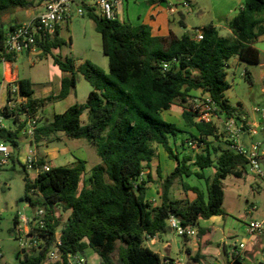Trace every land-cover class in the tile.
Listing matches in <instances>:
<instances>
[{"label": "trees", "instance_id": "trees-1", "mask_svg": "<svg viewBox=\"0 0 264 264\" xmlns=\"http://www.w3.org/2000/svg\"><path fill=\"white\" fill-rule=\"evenodd\" d=\"M165 1L147 0V3L156 5ZM32 6V0H0V49L8 31L19 25L7 18ZM86 16L102 36L109 71L91 61L76 64L72 58L55 55L65 43L59 26L53 36L38 42L36 50L42 51L40 56L51 55L53 64L70 74L63 78L60 93L37 98L33 82L23 78L18 84L27 104L18 105L14 111L7 106L2 108L8 118L16 114L12 120L17 127L0 132L1 139L10 147L19 148V133L25 126L21 122L22 110L27 107L29 117H38L33 143L64 133L73 139L89 140L97 146L102 160L92 168L88 179L84 178L87 162L83 159L44 171L46 162L41 158V170L34 179L22 165L23 200L34 210L45 209L47 218L46 228L41 230L45 237L42 248L25 249L19 264H66L68 254L85 255L88 248L99 255L100 264H164L169 258H162L146 241L167 233L170 217L177 218L184 227L197 228L198 237L203 239L211 230L202 228L200 221L226 215L223 181L229 176L243 178L247 173L246 158L230 148V140L226 146L215 144L214 140L221 137L218 126L197 122L188 104L198 98V93L208 94L219 114L243 117V105L233 106L225 94L231 87L228 62L236 57L247 64L261 63V53L254 45L264 36V0H243L242 8L229 23L233 33L229 38L221 36L212 24L196 29L203 33V38L197 40L196 33L155 36L147 24L133 25L118 18L106 20L96 9H87ZM181 25L185 27L184 22ZM7 58L15 61L12 56ZM80 77L92 87L86 102L77 103L61 114L40 117L50 104L64 100L77 87ZM247 79L250 81L248 76ZM8 96L11 98L9 88ZM177 103L185 125L196 131L186 139L181 138L183 128L163 117ZM84 114L88 115L87 122L82 119ZM189 141L204 147L195 154L188 152ZM159 147L176 166L166 177L158 167L157 182L152 173L146 177L142 174L159 158ZM182 147H186L184 152ZM261 159L264 160V155ZM16 161L19 160L13 153L11 162ZM209 168L215 170L212 177L204 174ZM191 176L205 180V189L185 181ZM177 182L186 195L192 193L195 197L174 198L172 189ZM153 183L159 184V204L147 198ZM56 208L70 215L61 230L62 260L48 263V252L61 225ZM17 224L18 217L14 219V226ZM186 252L198 263L206 259L187 246ZM234 257L236 264H241V256L234 254Z\"/></svg>", "mask_w": 264, "mask_h": 264}, {"label": "rangeland", "instance_id": "rangeland-1", "mask_svg": "<svg viewBox=\"0 0 264 264\" xmlns=\"http://www.w3.org/2000/svg\"><path fill=\"white\" fill-rule=\"evenodd\" d=\"M32 1L35 5L40 0ZM138 1L137 7H134V9L144 11L148 8V5L143 0ZM207 1L209 0H199L198 2L204 4ZM126 4L125 2L123 11L127 8ZM31 11L37 14L41 10L35 9ZM198 12L199 9L196 7L194 14L188 19L190 29L187 33L190 35H194L196 29L201 28L203 24L210 23L209 13L205 17H200ZM26 14V10H21L14 14L12 18L24 19ZM67 22L68 25H65L62 32H60V37L65 43L54 54L62 56L63 58H72L76 64L91 61L108 72L109 59L103 52V39L96 31L94 22L86 15L78 16L76 14ZM3 66L4 64H0V77L4 72ZM52 66L53 61L51 55L27 58L24 54L20 55L19 59L13 63V69L18 71L21 78H28L35 81L38 95L46 87L44 81L53 76ZM227 71L228 82L231 87L225 94L229 102L233 106L243 105L244 115L249 118L251 116L259 119L258 115L254 113V108H264V65L257 66L247 63H236L234 58H231L228 62ZM246 71L251 72L252 82L247 79ZM81 84H84V87H80V94L87 95L86 93L88 91L90 92L92 87L87 81H83ZM199 94L197 96H200ZM4 99L1 96V104ZM84 99L86 101V97ZM192 105V102L188 104L189 107ZM42 116L47 115L42 112L40 117ZM163 117L167 121H173L185 130L181 138L186 139L190 137V134H195L196 132L194 129L185 125L181 115L180 103H177L170 112L163 114ZM82 119L87 122L88 115L84 114ZM4 123L8 128H16V124L11 119H6ZM215 124L221 132V137L219 140H214V143H220L222 146H226L229 142V139H227L229 137L225 132L224 124L218 121ZM262 125L264 126V123ZM240 140L247 147H250L252 141L261 142V136L250 137L247 133H243ZM31 141V138L20 133L19 148L14 149L9 146L12 154L14 153L19 161H16L15 164L10 161L7 165L0 168V248L3 253V258L1 259L2 264H19L20 259H24V255L22 254L24 247L15 231L14 219L16 217L32 218L35 213V210L30 207L28 202L23 200L25 197V186L23 176L20 173L29 152L39 157L45 156L48 162L45 161L46 164H49L51 167L71 165L76 159H83L87 162L85 179L89 178L94 166L102 163L101 157L98 155L97 146L87 139H73L67 137L64 133H59L39 144L34 143L30 145ZM178 143L181 144V141ZM184 149L186 150V147H182L181 152H184ZM187 150L194 154L198 153L194 149L187 148ZM162 155L164 156V160L169 161V158H166L167 154L164 149L159 147V159H161ZM164 165L166 174H169L171 168L168 164L164 163ZM262 169L264 172V162L262 163ZM194 170L197 171L198 169L196 168ZM29 174L34 176L36 171L30 170ZM204 174L207 177H212L215 174V170L213 168L206 169ZM185 181L202 189L206 187L205 180L199 179L196 176L185 178ZM223 188L225 192L224 210L226 213L224 218L227 222L226 231L229 232L230 236L226 238L228 256L232 259V254L236 253V247L239 248V245L244 243L246 249L242 253L240 251V256L244 264H258V260L261 258L264 249V245L258 240H263L264 233H259L251 239L245 233V230L253 222L264 221V176L259 177L254 175L248 168L243 178H236L234 176L227 177L223 181ZM172 196L174 198H184V191L180 182L175 183L173 186ZM55 212L57 218L61 220V225L57 230V233L60 235L70 212L63 211L61 208H56ZM219 239V236L216 239L214 238L215 242H218ZM189 243H192L191 240L178 236L174 230L170 229L167 233L160 234L155 239V242L148 240L145 244L160 254L162 258L167 257L180 260L183 258L180 264H200V262L194 261L192 257L187 255L186 246ZM84 256L87 258L88 264H100V257L93 249L88 248ZM222 256H225L224 252H222ZM223 259L226 263L228 260L231 262L229 258Z\"/></svg>", "mask_w": 264, "mask_h": 264}, {"label": "built area", "instance_id": "built-area-1", "mask_svg": "<svg viewBox=\"0 0 264 264\" xmlns=\"http://www.w3.org/2000/svg\"><path fill=\"white\" fill-rule=\"evenodd\" d=\"M45 10L36 19L19 24L12 27L6 36V40L3 49H0V61L8 68L9 75H12L11 63L7 56L13 58L23 55L32 50H36L38 42H42L47 38L53 36L57 28L66 23L74 14L78 16H84L87 13V9H96L100 16L106 20H115L117 18V10L120 8L122 0H44ZM195 39L201 40L203 33L197 31ZM167 68V65H165ZM7 91L11 94V98L8 96V100L5 106L10 111L16 110L17 106L26 105L27 98L21 96L20 86L18 81L14 78L6 79ZM0 104V132L5 129H10L5 125L6 119L16 118V114L8 118L2 113ZM192 111L196 115L197 122L216 123L221 122L224 124L225 132L231 141L230 148L236 153L243 155L248 164L250 171L259 177L264 176L262 169L263 160L261 157L262 144L257 141H252L250 147H247L240 137L243 133L248 135H257L259 124L252 121L251 118L243 115L241 119L236 116L227 117L217 112V108L214 102L211 100L208 94L200 95L193 101ZM254 113L260 116L262 122H264V108L255 107ZM21 122H25L24 128L20 133L24 134L33 140L35 136V129L38 124V117H29L28 108L25 107L22 110ZM189 149L201 151L204 147L197 142H187ZM12 150L7 143H5L0 137V168L7 165L11 161ZM24 166L28 171L34 170L37 173L40 172L39 157L31 152L26 156ZM51 166L45 164L42 170L49 171ZM143 176L145 173L142 174ZM47 212L45 209H35L34 216L32 218L22 217L18 218V224L15 226L18 239L21 240L22 246L27 250H40L44 244L45 237L41 230L46 228ZM23 223V224H22ZM23 225V226H22ZM168 225L170 229L174 230L178 236L186 239H197L198 230L195 227H184L180 221L175 217L168 219ZM248 233L251 239L257 234L264 233V221L253 222L248 226ZM60 235L56 233L55 244L51 246L48 255L47 262L55 263L62 260L59 247L61 246ZM246 249V245L241 243L239 248L236 247L235 255L240 256ZM239 250V251H238ZM241 251V253H240ZM262 262L264 263V249L262 254ZM3 253L0 248V257ZM179 259H166L164 264H180ZM66 264H88V260L81 254H68L66 257ZM231 264H236V259L233 256Z\"/></svg>", "mask_w": 264, "mask_h": 264}, {"label": "crops", "instance_id": "crops-1", "mask_svg": "<svg viewBox=\"0 0 264 264\" xmlns=\"http://www.w3.org/2000/svg\"><path fill=\"white\" fill-rule=\"evenodd\" d=\"M143 1L146 3V5H148V8L144 11H140L138 9L137 10L134 9V7H137V4L139 2L138 0H122L120 8H118L117 10V18L122 22H128L133 25L147 24L151 26L153 34L159 37H168L171 32H173L178 37H181L184 34H189L187 33V31L190 29V25L188 24V19L194 14V9L196 7H198L199 9L198 13L200 17H205V15L209 13L210 23L203 24L202 27L212 24L218 29L221 36L228 37V38L232 37L233 33H232V30L230 29L229 23L231 19L240 11V9L243 6V0H209L207 1V3H204V4H202L201 2H198L199 0H190V3H187L182 0H167L163 3L156 4V5H149L147 3V0H143ZM125 2L127 3L126 4L127 8L125 9V11H123V8H125L124 7ZM131 8L132 10H130ZM35 9H40L41 11L37 14H34V12H32L31 10H35ZM44 10H45V1L40 0L30 9L26 10L27 14L24 19L12 18L13 16L12 15L11 17L7 18V21L11 22L12 24H17V23L22 24L25 22H30L36 19L38 16H40L44 12ZM181 22L185 23V27L181 25ZM65 25H68V22L61 25L60 32H62V29ZM191 36H194V35H191ZM254 46L261 53V63L257 66H263L264 65V36H261L257 40ZM25 55L27 56V58H31L33 56L38 57L41 54H40V51L32 50L30 52L25 53ZM17 59H19V56L14 58L15 61ZM234 61H236V63H243L236 57L234 58ZM10 63H11L12 75L11 76L9 75L8 68L4 65L3 66L4 72H3V75L0 77V99H1V96L5 98L2 104L0 101L1 106H5L8 100V91H7L6 82L4 80V76H6V79L14 78L17 81L23 79L19 76L18 71L13 69L14 61H10ZM0 64L2 63L0 62ZM52 67H53V70H52L53 78L51 77L44 81L45 82L44 85H46V87H44V89L41 91V94L38 95L36 91V83L35 81L31 79V81L34 84L35 97L45 98L52 94H59L61 91V84H62L63 78L70 76L69 73H63L54 64ZM246 74L250 78V82H252L251 72L246 71ZM82 79L80 77L77 87L71 89L69 95L64 100L57 101L53 104H50L48 107H46L43 110V113L47 115L46 117H51L54 114L64 113L71 106L77 103L86 102L84 98L86 97V100H87L88 95L91 91L90 92L88 91V93H86L87 95L80 94V87L82 88L84 87L83 86L84 84H81V83H83V81H86L85 79L84 80ZM170 111L164 112V114ZM258 117L259 119H255L250 116L252 121L259 124L257 135L261 136L260 143L262 144V149H264V126L262 125V123L264 122H262L260 116ZM170 122H173V121H170ZM9 128L13 129L11 127ZM257 135H253V136L249 135V136L254 137ZM33 144H34L33 141H31L30 145H33ZM262 153L264 155V150L262 151ZM42 157H44V160L47 162V160L45 159V156H42ZM42 157H39V159H41ZM167 157L168 156H166V158ZM164 163L168 164L169 167L171 168V171L169 172V174L175 169V166H176L175 162L170 159L169 161L164 160V156L162 155L161 159L157 158L151 163V168L145 169L144 173L146 175L144 177H146L148 173H152L154 176V179L158 182V179H159L158 173H157L158 167L160 168L161 174L163 177L168 176L169 174H166L165 172L166 169H165ZM37 175L38 173L36 172L34 176L30 175V177L34 179L36 178ZM158 190H159V184L153 183L151 184L150 189L147 194V198L150 201L155 202L156 204H159L160 202ZM194 197L195 195L192 193H189L188 195L184 193V198L182 199H186V198L193 199ZM177 199H181V198H177ZM200 226L204 229H208L211 231L203 239H200L199 237H197V239H187V240H191L192 242V243H189L187 247L191 248L194 253H197L199 251L200 254L206 258V259H202L200 264L231 263L232 259L228 256L227 243H226V238L229 236V232L226 231L227 222L224 216H214V217H211L210 219L201 220ZM245 233L249 235L248 228L245 230ZM158 236L159 235H157L156 237L150 240L152 242H155V239ZM218 236L220 237V239L218 242H215L214 238L216 239ZM258 241L262 243V245H264V238L263 240H258ZM222 252H224L225 256H222ZM262 254H263V251H262ZM233 256L234 254H232V258ZM262 256L263 255H261V258L258 260V264H264L262 262ZM223 258L225 259L229 258L231 259V262L230 260H228L226 263ZM181 260L183 261V258H181ZM241 261H242L241 264H244L243 260Z\"/></svg>", "mask_w": 264, "mask_h": 264}, {"label": "water", "instance_id": "water-1", "mask_svg": "<svg viewBox=\"0 0 264 264\" xmlns=\"http://www.w3.org/2000/svg\"><path fill=\"white\" fill-rule=\"evenodd\" d=\"M42 53V51H40V54ZM26 252L25 249L22 250V254H24Z\"/></svg>", "mask_w": 264, "mask_h": 264}]
</instances>
